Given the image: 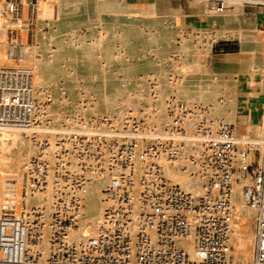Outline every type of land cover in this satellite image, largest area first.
Listing matches in <instances>:
<instances>
[{
    "label": "built area",
    "instance_id": "1",
    "mask_svg": "<svg viewBox=\"0 0 264 264\" xmlns=\"http://www.w3.org/2000/svg\"><path fill=\"white\" fill-rule=\"evenodd\" d=\"M54 0H0L5 53L18 60L56 15ZM49 13L37 20L40 4ZM216 0L214 8L224 9ZM264 30V0H253ZM49 96L32 85V68L0 66V130L33 145L18 191L4 181L0 198V264H231L228 237L239 135L235 125L207 117L200 105L170 99L168 126L136 117L118 126L106 116H76L53 127ZM178 164L198 180L193 195L173 183L161 163ZM245 205L254 212L253 264H264V136L261 164L245 169ZM101 180L97 234L75 240L79 192ZM50 192L47 216L26 198Z\"/></svg>",
    "mask_w": 264,
    "mask_h": 264
},
{
    "label": "bare ground",
    "instance_id": "2",
    "mask_svg": "<svg viewBox=\"0 0 264 264\" xmlns=\"http://www.w3.org/2000/svg\"><path fill=\"white\" fill-rule=\"evenodd\" d=\"M222 1L224 9L220 11L202 9L195 16L199 22L195 27L178 25V14L161 15L149 5L110 13L102 11L99 0H54L55 17L43 29L35 30L18 60L5 53L4 25L0 19V66L32 68L34 90L43 91L50 98L48 117L53 127L69 125L76 116H106L113 119L115 126L123 117H136L161 129L168 126L165 105L169 96L201 106V93L208 86L225 81L238 87L239 76L246 77L242 80L262 93V119L260 123H251L247 116L244 132L237 134L235 176L239 182L233 186L228 245L231 264H253L255 243L249 226H253L255 215L245 205L242 187L248 179L242 176L246 175L245 167L261 164L264 30L257 27L254 14L244 13V5L253 6V0ZM47 12V4H40L37 20L43 21ZM200 18L204 21L200 22ZM82 29L89 31V39L82 35ZM95 32L98 34L94 35ZM66 35L73 40L66 42ZM219 42L238 43L239 53L225 54L218 69L207 70L202 57ZM218 74L224 80L217 78ZM128 93H132V98L126 97ZM117 95L119 101L114 99ZM32 154L33 145L28 139L11 130H0V198L6 189L2 187L4 181L14 183L18 191L21 174ZM161 169L173 183L193 195L199 194L198 180L189 170L166 162L161 163ZM101 187V180L89 181L79 192L83 207L77 229L71 233L75 240L97 234ZM25 200L41 206L47 216L53 196L48 192Z\"/></svg>",
    "mask_w": 264,
    "mask_h": 264
},
{
    "label": "crops",
    "instance_id": "3",
    "mask_svg": "<svg viewBox=\"0 0 264 264\" xmlns=\"http://www.w3.org/2000/svg\"><path fill=\"white\" fill-rule=\"evenodd\" d=\"M102 3V11L115 13L112 9H103L104 4H110L115 0H100ZM125 3V0H122ZM196 1L199 0H145V3L141 0H126L131 5H149L153 6L157 12L161 15L178 14V19L182 22L181 26H198V18L195 17L200 11L208 10L209 3L204 5H198ZM209 2V0H208ZM142 8V7H141ZM137 9V8H135ZM118 13V12H116ZM191 18L192 21L187 20ZM220 54L213 55L210 61V67L212 70L218 69L220 65ZM244 76H239L240 79H246ZM205 91V90H203ZM202 91V92H203ZM238 94L235 114L232 116V122L235 124V131L237 134H242L245 129L247 116L251 123H260L262 119V103L263 96L261 92H257L256 88L244 81V83L238 86ZM202 96V93H201ZM210 119L219 121H225L229 118V115L222 114L219 111H213L210 113Z\"/></svg>",
    "mask_w": 264,
    "mask_h": 264
},
{
    "label": "rangeland",
    "instance_id": "4",
    "mask_svg": "<svg viewBox=\"0 0 264 264\" xmlns=\"http://www.w3.org/2000/svg\"><path fill=\"white\" fill-rule=\"evenodd\" d=\"M100 1V0H99ZM143 1V3H145V0H141ZM187 1V0H186ZM216 0H209V8H212L215 10L214 8V2ZM71 3V0H70ZM249 3H246V5H244L243 10L245 11V14H254L256 16V25L259 29L262 30V26L259 25L258 19H257V15H256V8L252 5H248ZM100 7L102 9V3L100 1ZM144 7L143 5H131L129 3L126 2L125 3L122 0H115V2L110 3V4H104L103 5V9H112L116 12H124L126 11L128 8L129 11L134 9V8H141ZM187 20L192 21L191 18H188ZM204 18H200V22H203ZM176 23L182 24V22L180 21V19L176 20ZM202 26V25H201ZM86 30V31H85ZM82 29V35L86 38L89 39V31L87 29ZM97 35L98 33L95 32L94 35ZM65 39L66 42H68V40L71 42L73 40V38L69 37L68 35H66L65 37H63ZM227 53H234L237 54L239 53V46L238 43L236 42H219L216 44L212 45L211 48V52L208 53L207 55H204L203 61H204V65L206 67L207 70H212L210 67V61L213 55L216 54H220V62L222 61L223 57L225 56V54ZM221 65V64H220ZM215 77V76H214ZM217 78H219L220 80H224V76L219 75L217 76ZM244 78V77H243ZM244 83V80H240L238 83V86L240 84ZM249 83V82H248ZM225 81H221L220 84L216 85V86H208L206 88L205 91L202 92V96H201V107H203L206 110L207 113V117H210V113L213 111H219L222 114H227L229 115V118L225 121H222L225 124H229V125H235L232 122V116H234L235 114V107H236V102H237V97L239 96L238 94V87H236L233 84H225ZM253 88H256V86H253ZM132 93H128L126 95L127 98H132ZM170 97L168 98V100H170ZM116 101H119L120 96H115L114 98ZM167 100V101H168ZM181 101V100H179ZM184 102V101H181ZM32 155L29 156V159L31 158ZM256 157L259 158V154H256ZM256 165L258 166V163H253L252 165ZM246 168V167H245ZM244 168V169H245ZM240 173V172H239ZM242 178H247L246 175L242 176ZM179 185V184H178ZM181 186V185H180ZM253 226H249L250 230H253L252 228Z\"/></svg>",
    "mask_w": 264,
    "mask_h": 264
}]
</instances>
